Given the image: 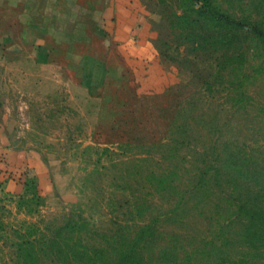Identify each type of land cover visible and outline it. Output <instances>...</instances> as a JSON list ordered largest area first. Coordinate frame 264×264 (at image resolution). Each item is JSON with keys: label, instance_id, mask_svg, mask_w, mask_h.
Instances as JSON below:
<instances>
[{"label": "rangeland", "instance_id": "374dc122", "mask_svg": "<svg viewBox=\"0 0 264 264\" xmlns=\"http://www.w3.org/2000/svg\"><path fill=\"white\" fill-rule=\"evenodd\" d=\"M219 10L264 24V0L0 10V264L115 258L144 224L179 248L241 232L211 177L264 181V58L230 45Z\"/></svg>", "mask_w": 264, "mask_h": 264}, {"label": "trees", "instance_id": "16d2710c", "mask_svg": "<svg viewBox=\"0 0 264 264\" xmlns=\"http://www.w3.org/2000/svg\"><path fill=\"white\" fill-rule=\"evenodd\" d=\"M219 11L218 28H221L225 35L229 34L230 45L232 47L236 45L242 50L247 43L246 47L249 48L254 45L264 58V24L261 22L252 24L246 33H243L242 30L246 26L239 19L227 12ZM195 12L202 18L212 14L202 7ZM259 170L263 171L264 168ZM213 171L211 181L216 183L215 187H222V184H225L232 189V195L233 193L236 195L235 198L233 196L225 200L229 206L235 208L237 218L242 220L239 234L232 238L223 237L222 242L216 239L211 242L204 241L194 247L157 246L158 228L154 224H144L138 226L133 237L118 241L115 258H100L98 253L94 252L95 249L86 246V253H82L86 256V264H264V181L243 182L241 185L233 186L228 179L227 166ZM81 249L85 250V247L82 246Z\"/></svg>", "mask_w": 264, "mask_h": 264}, {"label": "crops", "instance_id": "0c3cea01", "mask_svg": "<svg viewBox=\"0 0 264 264\" xmlns=\"http://www.w3.org/2000/svg\"><path fill=\"white\" fill-rule=\"evenodd\" d=\"M28 1H39V0H0V10L9 11L12 8H24L26 7ZM129 27H130V30H132V27L130 25H128V28ZM145 31H146L145 27H142L141 29L142 34L141 36L138 37L137 42L141 43L145 41L146 39Z\"/></svg>", "mask_w": 264, "mask_h": 264}]
</instances>
